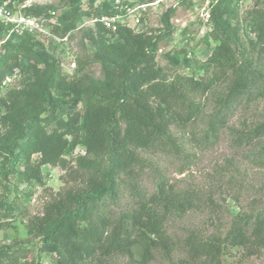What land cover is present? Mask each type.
Masks as SVG:
<instances>
[{
  "label": "trees",
  "instance_id": "obj_1",
  "mask_svg": "<svg viewBox=\"0 0 264 264\" xmlns=\"http://www.w3.org/2000/svg\"><path fill=\"white\" fill-rule=\"evenodd\" d=\"M210 1L209 35L217 45L202 64L204 75L177 74L171 82L157 65V52L165 36L173 34L172 11L164 15L166 31L160 34L100 24L89 29L88 40L96 47L93 59L102 64L103 81L86 74L69 81L52 56L28 44L38 33L18 34L0 22V33L18 40L0 52V85L17 75L24 84L4 96L0 90V128L5 130L0 137V180L16 175L28 184H44L42 168L51 166L69 170L63 179L70 186L30 222L28 234L39 239L37 246L3 248L0 264H41L43 254H54L56 264H122V260L151 264L158 254L170 257L176 251L168 222L197 207L203 197L199 191H178L143 153L180 156L182 146L172 129L197 124L204 113L197 97L209 94L217 79H225L227 92L208 116L204 133L195 140L198 144L215 145L243 100L250 103L264 97V66L238 59L241 30L234 0ZM260 3L264 5V0ZM4 5L15 10L13 0H0ZM128 5L141 3L123 2ZM53 11L51 6L32 5L22 12L40 19L50 18ZM118 13L114 3L107 2L92 15L82 12L80 0H71L70 10L51 26V37L63 40L79 27L83 16ZM254 13L259 21L249 28L258 31L253 48L264 44V13ZM167 57L176 67L191 66L185 50ZM213 69L218 72L210 76ZM231 137L239 150L254 148L264 139V123L232 129ZM80 146L85 155L68 167L65 157ZM33 155L39 157L33 161ZM250 157L251 163L263 167L264 145ZM146 176L154 184L152 192L145 186ZM125 198L126 207L109 209L121 206ZM13 211L12 205L0 202V215ZM183 247L193 260H215L227 247L262 256L264 210L237 216L223 238L204 240L191 232Z\"/></svg>",
  "mask_w": 264,
  "mask_h": 264
},
{
  "label": "rangeland",
  "instance_id": "obj_2",
  "mask_svg": "<svg viewBox=\"0 0 264 264\" xmlns=\"http://www.w3.org/2000/svg\"><path fill=\"white\" fill-rule=\"evenodd\" d=\"M115 1L80 0V4L82 12H91L94 15L102 10L104 3ZM120 1L148 5L143 11L141 27L137 28V32L155 30L157 34L164 33L166 31L164 15L169 11L173 12L170 18L173 34L165 36L159 43L157 52V65L164 70L170 82L177 74L190 77L194 73L198 78L204 75L202 64L211 56L217 45L209 35L211 26L205 21L207 18L202 16L204 8L207 7V0ZM257 2L258 0H234L235 10L238 13L236 22L241 30V55L238 59L243 61L244 58H249L255 64L260 63L259 67L262 68L264 44L253 48L251 41L257 42L258 31L255 32L256 28L249 31V28L253 24L256 26V22L259 21L257 14H252L254 10L264 13V5L262 3L257 5ZM24 4L54 8L50 18L38 19L45 30L50 31L51 26L57 24L58 18L70 10L71 0H13L15 8L13 11L18 13L23 11ZM210 8H212L211 4L209 13ZM95 18L83 16L79 27L63 40L38 33L28 44L39 46L52 56L58 63V70L69 81L85 74L95 81H103L102 64L93 59L96 47L88 40L89 29L95 28L91 20ZM8 43H18V40H12L9 34L0 33V52ZM181 50H185L188 54L191 61L190 68L176 67L169 62L167 56ZM213 72L218 70L213 69L210 76L214 75ZM12 78V82L2 89L1 96H4L8 90L24 87L21 76ZM227 85L225 79H217L209 94L197 97V101L204 108V113L197 124L186 129H172L173 136L182 146L180 156L143 153V156L159 168L178 191H199L203 197V202L197 207L170 219L167 228L177 244V249L170 257L158 254L151 264H264V255L250 256L240 247H227L225 254L215 260L205 257L193 260L183 247L185 238L191 232L199 234L204 240L213 236L223 238L237 216H255L264 210V166L259 167L250 162V156L264 145V139L254 148L239 150L232 146L231 137L232 129H241L244 126L252 128L264 123V97L250 103L243 100L231 116L226 128L221 131L215 145L204 146L195 141L204 133L208 116L227 92ZM0 130V137H4L5 130L1 128ZM84 155L85 148L78 147L75 152L65 157L69 162L68 167L75 166L76 158ZM38 157L39 155H33L32 160L35 161ZM68 171L62 167H43L44 184H28L16 175L9 176L7 180H0V202L14 207L13 212L0 215V250L11 248L14 251L18 248L37 246L39 239L28 234L30 222L42 216L46 205L60 192L70 187L63 179ZM144 183L150 192L154 190V184L147 176ZM127 203L128 198H125L121 206L109 205V209L117 212L126 207ZM28 262H31V258H28ZM40 262L56 264V256L43 254ZM125 262V260L121 261L122 264Z\"/></svg>",
  "mask_w": 264,
  "mask_h": 264
},
{
  "label": "built area",
  "instance_id": "obj_3",
  "mask_svg": "<svg viewBox=\"0 0 264 264\" xmlns=\"http://www.w3.org/2000/svg\"><path fill=\"white\" fill-rule=\"evenodd\" d=\"M162 1V0H161ZM160 1L158 2V4ZM210 0H207V7L204 8L203 18L206 17V22H209L210 13L209 11ZM115 9L119 11L118 14L114 16L102 15L98 16L95 19L91 20V23L94 27L98 24L102 25L107 29L115 30L117 27H127L137 30L141 27L142 14L145 11L148 5H137L134 7L123 6V3L120 0L114 2ZM30 4H24L22 9L30 7ZM206 11V13H205ZM22 12V11H21ZM21 12H15L6 5L0 6V22L5 25L12 26V32L22 34L26 31L32 33H45L47 36H51L50 31L45 30L44 26L36 18L26 16ZM46 31H44V30ZM13 78H7L1 85L0 90L4 89L5 86H8L12 82Z\"/></svg>",
  "mask_w": 264,
  "mask_h": 264
}]
</instances>
